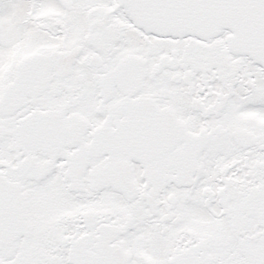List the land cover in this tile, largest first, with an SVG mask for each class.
Returning a JSON list of instances; mask_svg holds the SVG:
<instances>
[{
  "label": "snow or ice",
  "instance_id": "obj_1",
  "mask_svg": "<svg viewBox=\"0 0 264 264\" xmlns=\"http://www.w3.org/2000/svg\"><path fill=\"white\" fill-rule=\"evenodd\" d=\"M0 264H264V0H0Z\"/></svg>",
  "mask_w": 264,
  "mask_h": 264
}]
</instances>
